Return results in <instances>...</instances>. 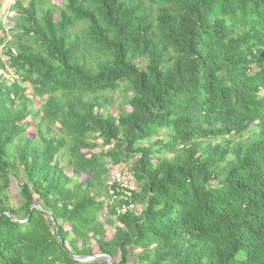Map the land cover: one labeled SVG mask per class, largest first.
I'll return each mask as SVG.
<instances>
[{
    "label": "trees",
    "instance_id": "16d2710c",
    "mask_svg": "<svg viewBox=\"0 0 264 264\" xmlns=\"http://www.w3.org/2000/svg\"><path fill=\"white\" fill-rule=\"evenodd\" d=\"M60 2L0 22V264H264V0Z\"/></svg>",
    "mask_w": 264,
    "mask_h": 264
},
{
    "label": "built area",
    "instance_id": "2783aa9c",
    "mask_svg": "<svg viewBox=\"0 0 264 264\" xmlns=\"http://www.w3.org/2000/svg\"><path fill=\"white\" fill-rule=\"evenodd\" d=\"M6 1L9 3L15 2L16 0ZM105 185L108 194L119 201L116 208L118 215L136 210L137 204L132 199L133 192L136 188L126 169L119 166L113 167L105 180Z\"/></svg>",
    "mask_w": 264,
    "mask_h": 264
},
{
    "label": "rangeland",
    "instance_id": "374dc122",
    "mask_svg": "<svg viewBox=\"0 0 264 264\" xmlns=\"http://www.w3.org/2000/svg\"><path fill=\"white\" fill-rule=\"evenodd\" d=\"M0 2L2 3V6H3V7L2 6L0 7V22H1V24H3L5 26V28H8V26L10 25L9 21L12 19L11 16L13 13H15V10L10 8L14 4V2L7 3L6 0H0ZM46 2H49V3L54 4L56 6H59V4L61 3L60 0H45V5H46ZM8 75L9 76L11 75L9 70L6 72V76H8ZM104 97H108V98L110 97L111 100L109 103L105 104V107L108 108L110 110V112L113 114H116L118 111V108H120V107L128 108L126 106V102H125L126 99H125L124 93L120 89L113 91L111 93H108V94H103L101 99H103ZM30 130H31L30 134L34 135V126H31ZM125 166H127V165H125ZM115 167H117V166H115ZM119 167L125 168L124 165L123 166L120 165ZM129 175H130L131 179L133 180L135 188L137 190V187H136L137 184H136L132 174L129 173ZM12 190H13L12 191L13 198H17L18 190H17L16 184L13 185ZM106 229H107L108 236H109L111 231H112V228H111V226L107 225ZM136 252H137V249H135V248L131 249L128 264H136V257H135Z\"/></svg>",
    "mask_w": 264,
    "mask_h": 264
},
{
    "label": "water",
    "instance_id": "95a60500",
    "mask_svg": "<svg viewBox=\"0 0 264 264\" xmlns=\"http://www.w3.org/2000/svg\"><path fill=\"white\" fill-rule=\"evenodd\" d=\"M36 206L37 208H41L40 205L38 204H32L31 207ZM52 219V218H51ZM76 260L85 262V261H91L94 259H104L105 261H107L109 264H112L111 258L110 256L106 255V254H97V255H92V256H84V257H79V256H73Z\"/></svg>",
    "mask_w": 264,
    "mask_h": 264
},
{
    "label": "clouds",
    "instance_id": "9594fccd",
    "mask_svg": "<svg viewBox=\"0 0 264 264\" xmlns=\"http://www.w3.org/2000/svg\"><path fill=\"white\" fill-rule=\"evenodd\" d=\"M15 3V2H14ZM3 7V6H2Z\"/></svg>",
    "mask_w": 264,
    "mask_h": 264
}]
</instances>
